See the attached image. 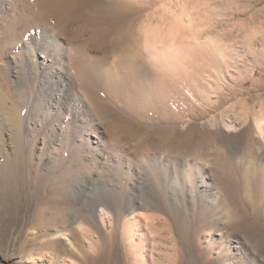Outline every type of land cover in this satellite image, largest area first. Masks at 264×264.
<instances>
[{
  "label": "rangeland",
  "instance_id": "374dc122",
  "mask_svg": "<svg viewBox=\"0 0 264 264\" xmlns=\"http://www.w3.org/2000/svg\"><path fill=\"white\" fill-rule=\"evenodd\" d=\"M0 90V264H264V0H0Z\"/></svg>",
  "mask_w": 264,
  "mask_h": 264
},
{
  "label": "bare ground",
  "instance_id": "6f19581e",
  "mask_svg": "<svg viewBox=\"0 0 264 264\" xmlns=\"http://www.w3.org/2000/svg\"><path fill=\"white\" fill-rule=\"evenodd\" d=\"M19 2V1H18ZM15 3V2H14ZM16 23V22H15ZM51 35H53V34H48L47 33V35L45 36L46 38H52V36ZM50 38V39H51ZM46 41V40H45ZM54 42V45H57V43H56V40H54L53 41ZM36 49L37 50H39V51H41V53L42 52H46L45 50H48L49 49V47L46 45V44H37L36 45ZM35 51V50H34ZM28 53H30V52H28ZM28 53H27V55H28ZM32 54L34 53L33 52V50H32V52H31ZM48 53V52H47ZM49 55H50V57L52 58V54H50V53H48ZM30 55V54H29ZM30 57V56H29ZM56 58H57V61H55L56 60ZM30 59V58H29ZM54 61V62H53ZM30 63V62H29ZM52 66L50 67L51 68V71H50V77H53L54 78V75H58V76H60V78H58L56 81H54V82H52V80H50L53 84H57V85H59V87H62L61 85H62V82H64L61 78H63L64 79V74L66 73V69H67V65L65 64V61H64V55L63 54H58V55H56L55 57H53L52 58V64H51ZM40 66H44V63L43 64H41ZM70 76V75H69ZM57 78V77H56ZM115 82V81H114ZM75 83V82H74ZM109 86V85H108ZM109 88V87H108ZM1 91V90H0ZM2 92V91H1ZM5 92V91H4ZM1 99V98H0ZM2 102V101H1ZM3 104V103H2ZM7 108V107H6ZM99 190V189H98ZM99 200V199H98ZM101 200V199H100ZM259 227V226H258ZM257 227V228H258ZM260 228L261 227H259L258 229H256V230H260ZM262 229V228H261ZM260 232H262L263 233V231L261 230ZM251 234H253V233H251ZM254 235V234H253ZM245 236V235H244ZM255 237V236H254ZM260 237V236H259ZM258 237V238H259ZM247 238H248V236H247ZM244 240V239H243ZM246 240V239H245ZM249 240H250V238H249ZM252 242V241H251ZM259 245V244H258Z\"/></svg>",
  "mask_w": 264,
  "mask_h": 264
}]
</instances>
